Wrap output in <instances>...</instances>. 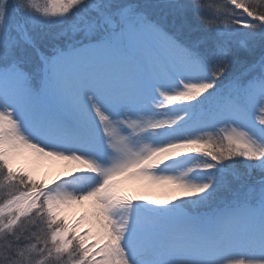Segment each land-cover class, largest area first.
<instances>
[{"label": "snow or ice", "instance_id": "snow-or-ice-1", "mask_svg": "<svg viewBox=\"0 0 264 264\" xmlns=\"http://www.w3.org/2000/svg\"><path fill=\"white\" fill-rule=\"evenodd\" d=\"M0 264H264V0H0Z\"/></svg>", "mask_w": 264, "mask_h": 264}, {"label": "bare ground", "instance_id": "bare-ground-1", "mask_svg": "<svg viewBox=\"0 0 264 264\" xmlns=\"http://www.w3.org/2000/svg\"><path fill=\"white\" fill-rule=\"evenodd\" d=\"M63 161H49L42 163L35 170L34 174L39 177V180H43L49 185L58 177L66 176L67 170L64 167ZM38 180V181H39ZM86 208H78L74 213H69V219L71 222H75L80 215H83Z\"/></svg>", "mask_w": 264, "mask_h": 264}, {"label": "trees", "instance_id": "trees-1", "mask_svg": "<svg viewBox=\"0 0 264 264\" xmlns=\"http://www.w3.org/2000/svg\"><path fill=\"white\" fill-rule=\"evenodd\" d=\"M259 54H260V51L257 50V51H255V53H253V54L242 53V54H241V57H242V59H245V60H252V59H257V57L260 56Z\"/></svg>", "mask_w": 264, "mask_h": 264}, {"label": "rangeland", "instance_id": "rangeland-1", "mask_svg": "<svg viewBox=\"0 0 264 264\" xmlns=\"http://www.w3.org/2000/svg\"><path fill=\"white\" fill-rule=\"evenodd\" d=\"M257 50H258V49H257ZM257 50H256V51H257ZM258 58H259V57H258ZM258 58H257V59H258ZM34 175H35V174H34ZM35 177H36L37 180H39V177H38V176L35 175Z\"/></svg>", "mask_w": 264, "mask_h": 264}]
</instances>
